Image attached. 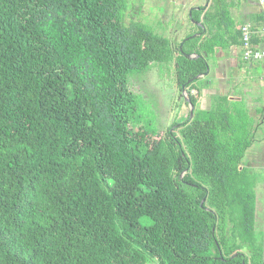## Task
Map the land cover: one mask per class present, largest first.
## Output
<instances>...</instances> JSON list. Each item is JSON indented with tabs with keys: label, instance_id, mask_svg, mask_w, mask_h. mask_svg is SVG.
Listing matches in <instances>:
<instances>
[{
	"label": "trees",
	"instance_id": "16d2710c",
	"mask_svg": "<svg viewBox=\"0 0 264 264\" xmlns=\"http://www.w3.org/2000/svg\"><path fill=\"white\" fill-rule=\"evenodd\" d=\"M234 3L192 8L174 42L125 23L127 0H0V264H264L243 162L259 122L238 94L198 107L208 56L262 18ZM153 61L194 108L149 146L130 77Z\"/></svg>",
	"mask_w": 264,
	"mask_h": 264
},
{
	"label": "rangeland",
	"instance_id": "374dc122",
	"mask_svg": "<svg viewBox=\"0 0 264 264\" xmlns=\"http://www.w3.org/2000/svg\"><path fill=\"white\" fill-rule=\"evenodd\" d=\"M195 0H127L128 8L125 11L124 21L128 23L130 20L141 21L144 24L150 26L154 32L169 37L174 42L181 41L186 34H189L195 29V22L190 20L188 10L189 4H195ZM196 6L199 4H207L210 0H198ZM235 4L237 0H234ZM239 2V1H238ZM206 4V5H207ZM234 4V5H235ZM247 7L245 2H240V10L235 11V18L241 19L246 10L252 9L255 11L257 8L256 3ZM183 21L185 23H183ZM237 49L232 51H217L215 55L210 54L207 58L211 63L212 72L209 75H205L200 78L198 84L207 86L209 81L212 86L217 87L222 93L238 94L243 96L244 101L248 102L249 110H253V106L259 103L264 104L262 101V84L259 83L257 75L261 74V70L258 69L251 78L246 72L241 73L238 68L229 65L232 56H235ZM239 51V47H238ZM223 55V56H222ZM217 56V57H216ZM224 57L227 59L226 65L220 67V73L218 75L219 81L214 74V63L219 64L217 58ZM223 58V59H224ZM222 59V60H223ZM217 60V62H216ZM236 61V59H234ZM244 68V67H243ZM246 68V67H245ZM229 70L225 73L224 70ZM225 70V71H226ZM205 80V81H204ZM205 82V84H204ZM131 89L142 95L137 98V112L139 119L146 122L149 121L156 129V134H152L150 131L141 127L143 123L134 126V135L140 139H143L149 146L153 145L159 137H161L169 128L175 130L177 126H172L174 121H182L185 119L188 113L189 105L185 104L184 96H187L186 92H180L175 78L174 63L172 61L164 62H151V68L145 73L132 75L130 77ZM218 89H215L217 92ZM212 93L210 90L200 89V96L198 101V107L208 108L210 103V97L207 94ZM212 95V94H211ZM213 99V98H212ZM262 101V102H261ZM201 102H203L201 104ZM258 121V120H257ZM259 125L261 123L259 122ZM172 126V127H171ZM259 127V126H258ZM257 141L260 144L252 142V148H260L264 146V122L262 128L257 133ZM258 141V142H259Z\"/></svg>",
	"mask_w": 264,
	"mask_h": 264
},
{
	"label": "crops",
	"instance_id": "0c3cea01",
	"mask_svg": "<svg viewBox=\"0 0 264 264\" xmlns=\"http://www.w3.org/2000/svg\"><path fill=\"white\" fill-rule=\"evenodd\" d=\"M195 1H197V2H195ZM195 1H194L195 4H189L188 10L186 12L187 14H188L189 10L193 6H196L197 3L199 2L198 0H195ZM205 4H207V2ZM256 6H257V8L258 7L260 8L259 2L256 3ZM189 15H190V13H189ZM183 23H185V22L183 21ZM239 52H240V50H239ZM232 57H233V59L231 58V62L228 61L231 68L236 67V68H238L239 71H242L241 73L246 72L247 75H250L251 78L254 77V74H258L256 72L258 69L261 70V68L257 67L258 65H256V64L245 63V64L240 65L238 57H236V56H232ZM223 58L224 57L217 58V60L219 61V64L214 63V67H216V69H214V74L216 75L215 77H217L216 80L218 79V75L221 72L220 67L226 65L225 63H226L227 59H225V58L223 59ZM234 59H236V61ZM217 60H216V62H217ZM208 67H209V71L206 75L211 74V72L213 71L212 67H211V63L208 64ZM225 70H224V72L228 73L229 70H226V71ZM257 77H258L259 83L262 84V94H263L262 101H263L264 100V79H263L262 70H261V74L257 75ZM217 81H219V80H217ZM212 82L213 81L211 80V81H209L207 86L203 85L201 87V88H203V90L204 89L208 90V91L210 90L212 92V93L206 95V96H208V98L210 97V101H209L210 105L212 102V96L217 92L215 89H218V86L215 87V86L211 85ZM204 84H205V82H204ZM221 92H222V90H221ZM199 96H200V93L198 95V99H199ZM230 97H235V96L231 95ZM202 103L203 102H201V104ZM198 104H200V101H198ZM248 106H249V104H248ZM257 109H260V111L257 112L256 111ZM249 113L254 115L255 120H258V122L261 123V125H258L259 127H257L256 133H255V140H254L255 144L256 143L260 144V141L259 140H258L259 142L257 141L256 136L258 137L257 133L262 128V123L264 122V104L259 105V103L257 102V104H255L253 106V110L252 111L250 110ZM251 146L252 145H250L248 147V149L246 150L243 162L246 166H248L249 168H251L252 170H254L257 173V183H256V187H255V193H256V198H255V231H256V234L262 235V234H264V146H262V147L260 146V148H252L254 145L252 147ZM263 239H264V237H263Z\"/></svg>",
	"mask_w": 264,
	"mask_h": 264
},
{
	"label": "built area",
	"instance_id": "2783aa9c",
	"mask_svg": "<svg viewBox=\"0 0 264 264\" xmlns=\"http://www.w3.org/2000/svg\"><path fill=\"white\" fill-rule=\"evenodd\" d=\"M260 9L262 11V18L257 27H253L248 22L240 26V52L241 58L244 61L252 64H260L264 79V44L261 42L256 44L252 40L254 33L260 38L258 41H261V38L264 39V0H260Z\"/></svg>",
	"mask_w": 264,
	"mask_h": 264
},
{
	"label": "flooded vegetation",
	"instance_id": "af4514ba",
	"mask_svg": "<svg viewBox=\"0 0 264 264\" xmlns=\"http://www.w3.org/2000/svg\"><path fill=\"white\" fill-rule=\"evenodd\" d=\"M238 1H239V2H238ZM241 1H242V2H245L246 5H249V6H246L245 9H246L247 7L252 6L251 4H253V3L255 4V3L259 2V4H260V0H237L236 4L234 3L235 5L233 4V5H231L230 8H229L230 13L232 14L233 17H235V16L237 15V14H235V11L240 10L239 3H240ZM234 2H235V1H234ZM201 5H206V4H201ZM255 6H256V5H255ZM193 7H194V6H193ZM193 7H192V8H193ZM198 7H199V6H198ZM192 8H191V9H192ZM258 8H259V7H258ZM246 11H248V12L244 13V16H243V17H246V14H248L250 11H252V9H249V10H246ZM232 49H234V48H231L230 51H232ZM236 49H237V50H236L237 53H236L235 56L237 57V54L239 53V51H238V47H237ZM239 50H240V47H239Z\"/></svg>",
	"mask_w": 264,
	"mask_h": 264
},
{
	"label": "water",
	"instance_id": "95a60500",
	"mask_svg": "<svg viewBox=\"0 0 264 264\" xmlns=\"http://www.w3.org/2000/svg\"><path fill=\"white\" fill-rule=\"evenodd\" d=\"M193 8H199L198 6H194ZM191 10V9H190ZM190 10H189V13H190ZM198 25H201L200 22H196ZM202 26V25H201ZM204 30V28H203ZM197 34H199V32H196V33H193L190 35V37H194L196 36ZM190 57H194L195 55H189ZM209 71V67L206 68V70L203 72V73H200L198 75L195 76V78H199V77H202V76H205ZM182 92L184 93L185 92V89L183 88L182 86ZM185 100H187L188 102V105H189V111H190V116L192 115V112H193V108H194V105L191 103V101L189 100V98L187 96H184ZM231 98H235V97H231ZM203 202V199L201 200L200 204Z\"/></svg>",
	"mask_w": 264,
	"mask_h": 264
}]
</instances>
